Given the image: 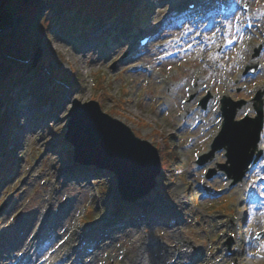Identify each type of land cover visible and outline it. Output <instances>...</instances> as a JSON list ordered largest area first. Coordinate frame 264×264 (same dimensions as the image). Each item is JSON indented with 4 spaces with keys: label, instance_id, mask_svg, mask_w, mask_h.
Listing matches in <instances>:
<instances>
[{
    "label": "rangeland",
    "instance_id": "1",
    "mask_svg": "<svg viewBox=\"0 0 264 264\" xmlns=\"http://www.w3.org/2000/svg\"><path fill=\"white\" fill-rule=\"evenodd\" d=\"M89 1L97 0H77L66 8V15L74 17L78 6ZM134 1L143 5L145 0ZM152 1L154 14L146 26L133 30L123 21L117 34L109 37L106 30L100 40L85 46L73 44L82 35L80 30L69 32L75 20L64 29L61 19H55L58 9L45 16L47 24L53 22V29L39 45L30 47L25 59L28 65L36 49L41 48L35 67L40 63L42 69L27 74V80L17 88L20 92L17 90L7 104L8 118L0 132V143L13 152L4 156L5 148L0 149V170L9 174L0 183V207L6 203L0 212V264H29L34 258L46 264L48 252L64 248L69 255L81 235L102 240L111 226L125 225L127 221L119 217L129 213L145 215L148 221L162 217L164 224L146 230L145 222H140L132 230L109 231L98 251L89 256L91 264H129L139 253L143 264H152L157 253L162 255L158 264H170L176 256L161 246L158 237L163 235L170 245L188 246L192 256L182 258L183 264L190 260L213 264L219 247L223 252L215 264H264V199L257 202L255 194L248 191L264 178V171L255 168L246 180L248 190L240 194L236 186L227 189L231 179L220 165L227 159L224 149L202 164L198 162L211 150L212 139L221 127L220 118L213 115L220 95L248 99L237 117L249 109L255 114L251 98L264 85V71L257 76H244L243 72L252 62L264 63V49L254 55L255 47L264 42V0H230L237 8L226 17L225 27L219 26L214 16L218 0H206L211 9L205 19L201 10L189 19L186 0ZM244 1H249L254 11L257 35L242 30L240 5ZM13 14L0 1V21L5 19L0 25L10 22ZM116 16L113 27L123 19L120 14ZM9 26L0 28V33ZM148 30H155L157 37L140 55L132 56L138 35ZM200 32L206 43L199 41ZM229 39L236 43L229 44ZM141 66L150 69H134ZM34 86L39 89L37 95ZM198 89L199 95L191 100L189 92ZM208 92L212 96L206 119H211L212 126L207 130L201 123L196 125V120L198 113L205 115L200 101ZM51 93L53 97L48 99ZM73 97L97 99L104 111L124 120L137 135L157 146L163 168L157 185L147 195L132 202L123 200L110 170L95 168L96 177L90 178L80 173L73 176L71 168L77 165L63 154L73 150L72 145L58 137L66 130ZM29 106L47 113L45 120L39 118L38 126L31 127L35 118ZM260 143L264 145V139ZM20 150L19 163L11 171L13 155ZM263 188L261 184L258 192ZM170 205L176 213L167 209ZM44 209L49 212V222L41 231L38 224ZM180 217L179 223L169 225L170 219ZM113 218L118 220L113 222ZM54 230L62 233V238L43 247L44 239ZM31 236L38 241L25 248ZM136 237L141 239L131 242ZM235 248L236 254H226ZM14 254L18 257H7Z\"/></svg>",
    "mask_w": 264,
    "mask_h": 264
},
{
    "label": "water",
    "instance_id": "2",
    "mask_svg": "<svg viewBox=\"0 0 264 264\" xmlns=\"http://www.w3.org/2000/svg\"><path fill=\"white\" fill-rule=\"evenodd\" d=\"M41 53V48L36 49L34 64ZM256 99L257 115L236 119L237 109L245 100L223 98V127L209 155H205L212 156L216 149L225 147L228 159L221 165L233 176V182L244 175L260 139L264 124L263 99L258 98V94ZM206 102L207 97L203 105ZM68 116L65 138L74 145V160L113 171L125 199L135 200L155 187L156 177L161 172V158L158 148L149 139L138 136L124 120L104 111L96 99L83 102L74 97Z\"/></svg>",
    "mask_w": 264,
    "mask_h": 264
},
{
    "label": "trees",
    "instance_id": "3",
    "mask_svg": "<svg viewBox=\"0 0 264 264\" xmlns=\"http://www.w3.org/2000/svg\"><path fill=\"white\" fill-rule=\"evenodd\" d=\"M0 1L5 10L14 13L10 16V22L8 20L4 25H0V28L7 24L10 25L6 31L0 33V132L7 121V104L12 99L13 93H16L21 83L27 80V74L31 72L37 74L42 69V64L38 63L35 67L33 60L27 65L28 61H25V59L30 47L39 45L41 39L48 36V33L53 29V26L45 21L46 15L58 9V12H61L60 14L63 13L60 20L63 26H68L67 23L75 20L69 29L73 33L79 28H88L91 24L114 18L119 14L123 16L122 21H131L129 22L131 25L133 22L146 24L151 19L150 16L155 9V3L152 0H145L143 5L135 3L134 0H97L95 2L89 1L85 5L80 4L75 16L72 17L66 15L65 10L77 0ZM80 41L82 39L79 40L78 38L76 43L81 44ZM33 90L34 94H38L39 89L37 86H34ZM51 97L52 94L47 95V98ZM58 137L61 138L62 134L60 133ZM2 148L3 145L0 143V149ZM9 152L13 153L11 150ZM69 153L70 151L67 152L66 158L71 156ZM21 155L22 151L20 150L13 156L16 159L20 158ZM10 169L14 170V166H11ZM3 173L0 171V182Z\"/></svg>",
    "mask_w": 264,
    "mask_h": 264
},
{
    "label": "bare ground",
    "instance_id": "4",
    "mask_svg": "<svg viewBox=\"0 0 264 264\" xmlns=\"http://www.w3.org/2000/svg\"><path fill=\"white\" fill-rule=\"evenodd\" d=\"M178 11V10H177ZM3 20H5V19H3ZM0 21V24H2V23H4V21ZM195 44H197L196 43V41H195ZM186 83H188L187 81H186ZM167 107H169V104L167 105ZM206 112H207V109H206V111H205V115L203 116V118H202V114L201 113H198L197 114V124H199L200 122H202L203 124H204V120H205V117H206ZM214 116H220L221 117V110H220V105L218 104L216 107H215V109H214ZM207 126H206V128H207V130L212 126V121H211V119L210 118H208V120H207ZM264 137V131H263V135H262V138ZM263 162H264V157H261L258 161H257V163L253 166V168L252 169H254L256 166H259L260 168L262 167V165H263ZM250 171L251 170H249L248 171V173L246 174V176L242 179V180H240V181H238L237 183H236V185H239V189H238V193H241V191L242 190H244L245 188H244V184H246V178H248V176H249V174H250ZM61 175H59V177H60ZM260 182H262L263 183V180H260ZM255 190H253V192H254ZM252 192V190H251V193H253ZM256 194V193H255ZM259 193H257V195H258ZM167 205V204H166ZM169 211H172V212H174V213H176L177 212V210H176V208L174 207V206H172V205H170V206H168V208H167ZM70 210H71V208H70ZM69 210V211H70ZM48 216H49V212H47V211H45V209H44V211H42V216H41V219H42V224L40 225L41 226V228H43V225H44V222L45 221H48ZM138 218H139V220L140 221H142V222H145V224H144V228L147 230V228H149V227H151L152 225H155V224H160V223H163L162 221H163V219H161L162 217H160V218H158L156 221L154 220H150V221H148L146 218V216L144 215V216H140V215H138ZM114 220H116L117 218H113ZM180 219H182L181 217L180 218H178L176 221H175V223H179V221H180ZM186 219V218H185ZM139 224V221H138V223L136 224V225H138ZM164 224V223H163ZM132 226H133V223L132 222H130V223H128L127 224V226L126 227H124V228H122V230H127V229H131L132 230ZM114 230V232L115 231H117V228H114L113 229ZM77 237V236H76ZM162 238H165V239H162ZM166 236L165 235H163V236H161V237H158V239L160 240V242H161V246L168 252V253H170V254H174V255H177V260H176V263H181V261H182V258H184V257H189L190 255H192V253L190 252V250H189V248H188V246H182V247H180V246H178L177 244H172L173 246H174V248H175V250H173V248H172V245H170V243L166 240ZM55 239H57L56 237H54L53 238V240H55ZM141 239V237H136L133 241H131V242H133V243H135V241L136 242H138L139 240ZM147 240V239H146ZM145 240V241H146ZM144 241V242H145ZM37 242V240H35V239H33V238H30L29 240H28V245L27 246H25V248H27V247H29V246H31V247H33L34 246V244ZM149 242L151 243V240L149 239V241H148V244H149ZM65 244V243H64ZM165 244H168V247L165 245ZM261 244L262 245H264V240H262L261 241ZM138 245H141V241L138 243ZM140 247V246H139ZM262 247V249H264V246H261ZM194 247L192 248V250L194 251ZM66 251H67V248H64V249H59V250H52V251H50V252H48L47 253V256L48 257H50V258H52V259H50L49 261H48V264H65L66 263V261H67V258H66V256H64V254L66 253ZM218 252L220 251V247L218 248V250H217ZM201 252H203V251H201ZM194 253V252H193ZM142 256H143V254H142ZM154 257L156 258L155 260H154V262H152V264H158L157 263V260H159V259H161V257H162V255L160 254H154ZM46 259V258H45ZM143 257L141 258V256H140V253L138 254V256H133V257H131L130 258V261H129V264H143ZM39 261H40V258H37V259H33V260H30L29 261V264H38L39 263ZM40 264V263H39Z\"/></svg>",
    "mask_w": 264,
    "mask_h": 264
},
{
    "label": "snow or ice",
    "instance_id": "5",
    "mask_svg": "<svg viewBox=\"0 0 264 264\" xmlns=\"http://www.w3.org/2000/svg\"><path fill=\"white\" fill-rule=\"evenodd\" d=\"M246 27H251L250 25H246ZM217 31H223L222 29L218 28ZM239 39V38H238ZM170 42V41H169ZM229 44H235L236 41L229 39L228 41ZM189 47H191V44L189 45ZM161 59H163V57H161ZM251 71H255V68H251ZM195 85V82H194ZM206 87V86H205ZM199 89L197 90L196 93H192L191 91L189 92V95L191 97V100H195L197 95H199ZM259 97H264V85H262L259 89H258V98ZM188 101H185V103H187ZM253 114L252 109H249L247 112L244 113V117H251ZM260 148L262 151H264V145H260ZM235 184L233 183V185H231V187H234ZM231 187L229 188V190H231ZM260 196H264V191L259 193ZM243 203V202H242ZM230 235H235V233H231ZM264 246V245H262ZM223 252V249L220 250V252H217L215 256H213V264H215V261L217 258H219L221 256V253Z\"/></svg>",
    "mask_w": 264,
    "mask_h": 264
}]
</instances>
